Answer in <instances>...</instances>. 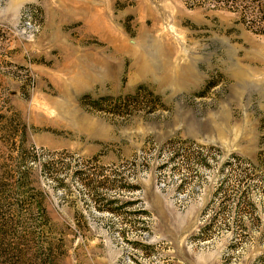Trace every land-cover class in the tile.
I'll return each mask as SVG.
<instances>
[{"label":"rangeland","instance_id":"rangeland-1","mask_svg":"<svg viewBox=\"0 0 264 264\" xmlns=\"http://www.w3.org/2000/svg\"><path fill=\"white\" fill-rule=\"evenodd\" d=\"M0 264H264V35L213 0H0Z\"/></svg>","mask_w":264,"mask_h":264},{"label":"trees","instance_id":"trees-1","mask_svg":"<svg viewBox=\"0 0 264 264\" xmlns=\"http://www.w3.org/2000/svg\"><path fill=\"white\" fill-rule=\"evenodd\" d=\"M239 11L243 21L264 35V0H213ZM115 202V201H112Z\"/></svg>","mask_w":264,"mask_h":264}]
</instances>
